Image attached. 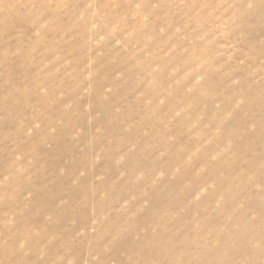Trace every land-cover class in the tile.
I'll use <instances>...</instances> for the list:
<instances>
[{
	"label": "rangeland",
	"instance_id": "obj_1",
	"mask_svg": "<svg viewBox=\"0 0 264 264\" xmlns=\"http://www.w3.org/2000/svg\"><path fill=\"white\" fill-rule=\"evenodd\" d=\"M263 196L264 0H0V264H264Z\"/></svg>",
	"mask_w": 264,
	"mask_h": 264
},
{
	"label": "bare ground",
	"instance_id": "obj_2",
	"mask_svg": "<svg viewBox=\"0 0 264 264\" xmlns=\"http://www.w3.org/2000/svg\"><path fill=\"white\" fill-rule=\"evenodd\" d=\"M264 197V196H263ZM246 233V232H245ZM247 233H248V231H247ZM243 234V233H242ZM239 237H240V235H239ZM236 239V238H235ZM246 240H248V238L246 239ZM245 239H241V238H238L237 239V241H239V245L232 251V254L233 255H240V256H242L244 259H246V260H250L251 261V263L254 261V262H256V263H260L262 260H261V258H260V256L261 255H263V257H264V248H263V250H261V251H259V250H254L252 247H251V249L249 248V246L247 245V241H246ZM251 246V245H250ZM159 248H166V246L164 247V246H159ZM156 250H157V248H156ZM159 250V249H158ZM167 250V249H166ZM169 250V249H168ZM160 251V250H159ZM158 252V251H157ZM161 252V251H160ZM162 253H163V251H162ZM147 254V253H146ZM154 254H156V253H154ZM153 254V255H154ZM159 255V254H158ZM157 254H156V257H160L161 256V254H160V256H158ZM171 257V256H170ZM162 258V257H161ZM168 258V257H167ZM258 258V259H257ZM252 259H254V260H252ZM264 259V258H263ZM145 260V259H144ZM168 260H170V259H168ZM168 260H166V262L168 261ZM200 260H201V264H204L205 262H206V264L208 263V261L207 260H209V257L207 256V255H203V256H201L200 257ZM172 261V260H171ZM173 262V261H172ZM144 264H145V262H143ZM168 263H169V261H168ZM229 263V262H228ZM173 264V263H172ZM230 264H233V263H230ZM250 264V263H249Z\"/></svg>",
	"mask_w": 264,
	"mask_h": 264
}]
</instances>
